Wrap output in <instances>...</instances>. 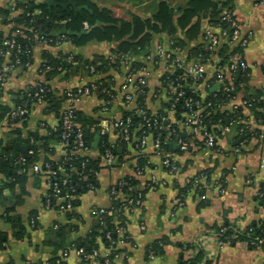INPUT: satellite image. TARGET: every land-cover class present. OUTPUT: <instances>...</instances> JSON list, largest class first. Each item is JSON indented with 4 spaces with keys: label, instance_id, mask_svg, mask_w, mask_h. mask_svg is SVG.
Here are the masks:
<instances>
[{
    "label": "built area",
    "instance_id": "built-area-1",
    "mask_svg": "<svg viewBox=\"0 0 264 264\" xmlns=\"http://www.w3.org/2000/svg\"><path fill=\"white\" fill-rule=\"evenodd\" d=\"M258 5L264 6V0ZM10 11L8 20L13 26V33L0 36V92L18 68L30 69L33 66V48L36 44L43 52H50L70 42L62 31L47 33L40 30L36 25V12L27 13L25 18H21L23 11L19 9V0L11 2ZM20 19H24L23 23H17ZM221 21L226 26L210 25L202 43L190 50L176 45L174 41L167 45L158 43L154 51L145 55L143 62L131 60L123 53H113L106 57L112 67L110 78L97 74L96 66H87V74L92 75L93 80L87 81L90 77L79 73L77 76L82 78L83 83L60 93L54 90L51 82L60 76L75 73V68L81 63L74 54H53L71 67H54L43 59L38 68V79L18 93L16 106L4 115L7 126L14 129L23 126L36 110H41L44 115L55 114L59 118V125L54 127L42 119L38 122L44 139H31V144L37 146V150L31 149L28 156H20L16 162L20 174L44 178L47 187L43 202L45 209L54 210L60 215H74L76 202L82 197L79 193L97 192L103 171H113L119 167L129 169L133 165L132 174H124L111 183L108 190L111 208L93 207L90 210L99 228L102 244L87 248L75 243L63 250L57 264H66L71 255L84 264H114L120 258L132 244L128 228L122 225L125 213L143 207L147 192L171 185L168 179H161L156 174L147 175L153 167L152 155L160 159V165L155 169L165 171L178 186L177 176L181 166L175 149L181 152L215 151L221 141L232 133L236 136L238 152L252 140L264 143V87L260 94L249 95L246 92L247 83L242 81L250 74L244 56L249 38L243 36L234 11L221 15ZM62 23L65 22H59ZM27 32L31 35L28 36ZM22 39L32 41L33 45H25ZM224 46L228 50L222 56L220 51ZM193 49H197L194 54ZM208 66L212 68L210 72ZM51 72H56V76L49 80L47 75ZM117 75L121 77L119 83ZM154 78L156 84L152 87ZM202 84H206L207 94L200 91ZM216 86L217 89L213 90ZM90 97L100 100L101 114L111 115L95 120L96 124L89 131L100 137L98 149L93 154L87 131L78 115L82 112L79 107L82 100ZM152 99L157 104L154 109L150 106ZM55 101L60 102L61 106L58 114L50 113ZM119 104L121 109L117 110ZM247 113L252 114L254 120ZM49 140H52L50 146L46 145ZM6 141V136L0 137V146H5ZM57 152L60 153L59 158L53 159ZM37 154L41 160L28 165L29 157L34 158ZM2 159L0 157V162ZM77 161L80 164L75 167ZM92 161L96 166L94 168L91 167ZM208 177L207 171L200 172L188 178L183 188L192 187L188 194L196 188L204 191L203 182ZM225 184V180L216 183L220 196L226 193ZM257 196L264 197V185ZM183 197L177 202L180 208L186 204L187 196ZM206 198L205 195L201 196V199ZM37 223L39 216L31 218L29 227L34 229ZM54 229L59 228L55 226ZM140 230L145 232L146 225L141 224ZM213 237L220 248L232 244L231 240L221 239L216 231ZM233 240L237 245L261 250L264 231L263 236L256 239L239 241L235 235ZM191 245L186 242L182 247L186 264H191L196 257L197 249L192 251L193 254L189 253ZM155 256L156 253L151 250L150 259ZM201 264L214 263L205 255Z\"/></svg>",
    "mask_w": 264,
    "mask_h": 264
},
{
    "label": "crops",
    "instance_id": "crops-1",
    "mask_svg": "<svg viewBox=\"0 0 264 264\" xmlns=\"http://www.w3.org/2000/svg\"><path fill=\"white\" fill-rule=\"evenodd\" d=\"M12 1L0 0V7L10 8ZM47 1L36 0L38 4L47 3ZM90 1L100 9L109 8L113 4L120 5L127 13L143 19H150L156 15L160 3L164 1L175 10L177 32L174 36L168 33L154 34L149 48L141 54L137 55L132 51L123 53L127 58L137 62H143L145 55L149 51H154L158 43L167 45L170 41H183L186 43V50L195 48L202 43L203 35L210 27L209 16L204 13L193 20V24L200 20V31L192 39L188 38L187 30L178 26L177 20L182 15L181 11L187 9L190 0H160L155 8L149 10L147 0L139 4L135 0H107L106 3L103 0ZM70 9L72 8L68 9V13ZM87 10H83V12ZM54 11L57 13L55 9ZM234 13L241 25L243 36L249 38V44L244 52L250 67L246 92L249 95H256L264 87V6L258 5L256 0H234ZM41 14L42 11L38 9L36 17L39 29L50 31L51 27L48 28L50 23H46L40 17ZM2 20L3 18H0V36L11 35L13 26ZM118 46V42H100L98 40L85 46H76L71 42H65L62 47L51 49L50 52L55 55L59 53L74 54L84 59L95 60L100 56L107 57L116 53L115 50ZM42 61L43 49L36 44L33 48V66L30 69L18 68L10 75L6 87L0 92V137H5L8 132L14 129L4 123V115L16 106L18 93L38 79V68ZM207 70L210 72L211 66H208ZM81 79L77 75H72L70 78L60 76L51 82V86L57 93H60L65 89L75 88L82 84ZM116 79L118 83L121 81V77L118 75ZM155 79L152 80V87L156 84ZM91 80H93L91 77L87 79V81ZM200 91L203 94L208 93L206 84L200 86ZM150 101L151 108H156L157 104L154 100ZM100 104L98 98L90 97L84 98L79 107L86 116L94 120L111 117V115L101 114ZM120 109L121 104L117 107V110ZM247 115L251 116V119L253 118L252 114L247 113ZM41 119L51 127L59 125L57 115H44L41 110H36L30 117L28 126H17V129L22 130L23 136L27 137L30 129H37ZM262 128L264 129V126ZM40 132L43 133V131ZM97 136L99 135L89 133L88 139L92 145V154L98 149V147H94ZM236 148V136L235 133H232L221 141L215 151L181 152L178 149L174 150L181 166V172L177 176L179 187H184L188 178H192L200 172L207 171L209 173L208 180L203 182L205 183L203 195L208 198L210 203L202 209H199L200 196L195 192L188 194L184 207L177 206L179 190L175 186L176 183L173 178L168 177L165 171L160 168L155 169L160 165V159L152 155L153 167L148 170L147 175L156 174L161 179H168L171 185L147 192L143 207L134 208L125 213L123 221L128 228L132 244L123 251L114 264H180L181 259L186 257L181 245L186 242H190L195 248H198L197 244H199L205 255L210 257L214 264H264V248L250 250L244 245L220 248L213 237L215 231L210 230L215 224L222 225L225 222L244 229L253 223L264 221V207L256 199L257 192L264 185V168L262 167L264 143L252 140L241 152H238ZM59 156L60 153L57 152L53 159H58ZM132 166L130 165L129 169L119 167L113 171H103L99 180V190L83 195L78 200L79 205L72 217L45 209L43 202L47 193L46 182L42 176H30L28 182L30 194L25 199V204L17 208L14 222H8L3 217L7 205L6 202L0 203V235L4 240L0 245V264H53V261L61 256L64 249L77 243L78 240L86 239L96 229V222L91 217L90 210L93 207L111 208L112 203L108 194L110 185L116 178L124 174H132ZM3 179L4 176L0 174V188L3 187ZM222 180L226 181L224 196L219 195V190L216 187V183ZM3 196L11 198L13 194L11 191L5 190ZM31 212L38 213L40 226L37 230L29 227ZM21 224L26 226L27 235L24 239L18 240L16 233ZM141 224L146 225L145 232L140 230ZM55 226H58L60 230L66 227V235H62L59 229L55 230ZM163 238H167L169 244L163 246L162 254H156L153 259H150L147 253L148 247ZM97 243L102 244L100 237L97 238ZM192 251L194 249L189 253ZM66 264L84 263L75 255H71Z\"/></svg>",
    "mask_w": 264,
    "mask_h": 264
},
{
    "label": "trees",
    "instance_id": "trees-1",
    "mask_svg": "<svg viewBox=\"0 0 264 264\" xmlns=\"http://www.w3.org/2000/svg\"><path fill=\"white\" fill-rule=\"evenodd\" d=\"M260 1L261 0H256V3L258 4ZM57 2L60 4L75 3L78 6H87L88 10L76 17L72 9H70L68 13L67 11L59 8L57 13H55L53 8L51 10L48 8V4L46 2L38 4L36 0H19V9H21V12L23 11L20 17L25 18L27 13H34L39 9L42 11L40 17L44 19L46 23L51 24V32H53V30H55V32H61L66 27L68 31V40L76 46H85L94 40H98L100 42H118L119 46L117 50H115L116 53H128L132 51L137 55L141 54L149 48L154 34L168 33L169 35L174 36L177 32L175 25V10L165 1L160 3L157 14L150 19H143L134 14H129L126 12L124 7L116 4L111 5L109 8L100 9L90 0H57ZM232 11H234V0H190L187 9L181 11L182 15L177 20V23L181 29L187 30L188 38L192 39L194 36H197L200 31V20H198L195 24H193V20L199 17L201 13L208 15L210 25L217 27L226 26L225 23L221 21V15ZM10 14L11 11L9 7H0V16H2V21L4 23H11L10 20H8ZM57 15H62V17L59 18ZM35 18L36 25L38 26V18ZM235 19L239 22L236 15ZM23 21L24 19H20L17 23H23ZM59 22L65 23L59 24ZM86 25H88V28ZM27 33L28 36L31 35L29 32ZM21 42L25 45H33V42L27 39H22ZM175 43L181 47L186 46V43L183 41ZM227 48V46H224L220 51L222 56L226 54L228 50ZM196 52L197 49L192 50V54ZM43 59L46 60L49 65L54 67L61 65H64L66 68L71 67L69 64H63L62 61L58 60L50 52H43ZM76 60L81 63V66L75 68V73L66 74L64 78H70L72 75H78L79 73L85 74L87 77H92V75L87 74V66H96L97 74L105 75V77H109L112 71V67L109 66L105 56H100L95 58V60H88L81 56H76ZM55 76L56 72H51L47 75V79L50 80ZM242 81L248 83L249 77L243 78ZM257 94H260V92ZM60 108V102L55 101L54 106L50 109V113L55 112L58 114ZM78 115L79 121L85 130L89 132L93 125L96 124V121L82 112ZM256 115L258 116L259 114L256 113ZM29 120L23 125L24 127L28 126ZM6 137V145L0 146V157H3L0 162V174L4 176L3 187L0 188V203L6 202L7 205L4 213L6 214V217L4 218L8 222H14V215L17 208L25 204V199L30 194L28 191L30 176L27 174H20L19 168L16 166V162L20 156H28V152L31 149L37 150V146L31 144V139L40 141L43 140L44 137L40 132L39 125L37 126V129H30L27 137L23 136V132L20 129H14L8 132ZM51 141L52 140H49L46 145L50 146ZM167 149L169 150L168 146ZM40 160L41 157L38 154L34 158L29 157L28 165H32ZM45 160H48V158H45ZM79 164V161H77L74 166L76 167ZM91 167H96L94 161H92ZM176 188L179 190L178 199L184 198L183 196H188V191L192 189L190 186L185 188L176 186ZM5 190L11 191L13 196L11 198H5L3 196ZM191 192H193V190ZM194 192L200 196V199L204 194V191L199 188H196ZM79 196H83V193L82 195L79 193ZM256 199L259 204L264 207V197L261 198L256 196ZM209 203L210 201L208 198L201 199L199 209L205 208L209 205ZM76 205H79L78 201L76 202ZM36 216H38L37 212H31L29 215V221L31 218ZM72 216L73 215L69 214V217ZM122 225L126 226L124 221ZM39 226V223H37L33 230H37ZM108 226L110 228L111 224L109 223ZM98 229L99 228L96 226V229L89 234L86 239L78 240L77 244L87 248L96 246L97 238L101 237ZM210 230L216 231L220 235L221 239L225 241L231 240V245H237V242L233 240L235 235L238 236L239 241L262 237L264 231V221L260 223H253L244 229L239 228L230 222H225L222 225L215 224L210 228ZM66 231L65 227L59 232L65 236L67 233ZM26 235V226L21 224L19 226V230H17L16 237L18 240H22ZM3 242V237L0 235V245H2ZM168 244L169 240L167 238L158 240L148 247L147 253L149 255V252L153 250L157 255H160L163 253V246ZM182 247L183 244L181 245V248ZM190 248L197 249L196 257L191 260V264H201L202 260L205 258L204 250L199 247L195 248L194 245H191ZM249 249L255 250L254 247H249ZM53 264H57V258L53 261ZM180 264H186L184 258L181 259Z\"/></svg>",
    "mask_w": 264,
    "mask_h": 264
},
{
    "label": "water",
    "instance_id": "water-1",
    "mask_svg": "<svg viewBox=\"0 0 264 264\" xmlns=\"http://www.w3.org/2000/svg\"><path fill=\"white\" fill-rule=\"evenodd\" d=\"M47 4H48V8L51 10L52 8H54L56 10V12L58 11L59 8L63 9L64 11H68L69 8H72L74 13H75V16L77 17L79 14H82L83 10H87L88 8L87 7H78L77 4L75 3H69V4H60V3H57V0H48L47 1ZM59 18L62 17V15H57ZM51 27V24H48V28ZM47 33H49V30L46 31ZM62 33L63 34H68V31H67V28L65 27L63 30H62ZM217 89V86L214 87L213 90H216ZM87 138L89 137V132H87ZM99 142H100V137L97 136L96 138V141L94 143V147L97 148L98 145H99Z\"/></svg>",
    "mask_w": 264,
    "mask_h": 264
},
{
    "label": "rangeland",
    "instance_id": "rangeland-1",
    "mask_svg": "<svg viewBox=\"0 0 264 264\" xmlns=\"http://www.w3.org/2000/svg\"><path fill=\"white\" fill-rule=\"evenodd\" d=\"M109 1V0H108ZM144 0H135V2L137 4H139L140 2H143ZM160 0H147L148 3V10L151 9V8H155L156 4L159 2ZM185 1V0H184ZM104 3L107 2V0H103Z\"/></svg>",
    "mask_w": 264,
    "mask_h": 264
}]
</instances>
